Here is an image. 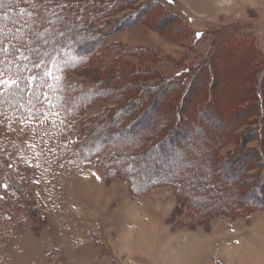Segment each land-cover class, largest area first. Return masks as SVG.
Returning <instances> with one entry per match:
<instances>
[{
	"label": "rangeland",
	"instance_id": "obj_1",
	"mask_svg": "<svg viewBox=\"0 0 264 264\" xmlns=\"http://www.w3.org/2000/svg\"><path fill=\"white\" fill-rule=\"evenodd\" d=\"M92 1L86 0L89 6ZM94 1L98 14L106 5L111 8L104 25L98 27L101 20L93 19L92 8L82 5L74 21L44 19L39 34L46 40L55 34L63 38L69 62L85 57L84 63L65 72L66 78L79 83L78 89L95 87L105 93L82 111V128H75V135L53 119L37 126L0 122V154L5 146L10 157L7 165L1 162L0 195L3 183L20 195L17 201L9 198L10 205L1 204L9 219L0 225V264H264V209L242 219L223 211L264 201V168L249 177L246 162L252 161L250 170L257 169L256 162L264 156V64L257 67L259 57L240 43L252 42L264 52V0H174L176 6L163 11L151 0ZM180 9L193 19V31L177 28L174 34L179 24L172 14ZM133 14H139L134 23L125 21ZM2 16L11 24L19 16L22 22L32 18L10 6ZM194 31L209 35L199 41ZM223 39L232 41L214 64L210 90L208 79L201 80L200 93L193 89L169 102L167 95L174 94L169 89L145 91L183 71L185 66L177 60L184 54L199 62L214 42ZM131 47L141 51L135 53ZM261 91L262 100L256 95ZM199 94L202 97L194 102ZM71 95L82 101L79 93ZM250 96L252 103L247 104ZM260 103L263 114L255 109ZM243 106L247 110H240ZM233 118L241 121L233 125ZM258 129L260 134L246 136ZM86 133L93 147L102 142L123 146L125 154L117 156L116 165L139 173L141 180L171 173L193 201L213 212L196 214L169 185L137 192L127 178H107L96 161H71L66 145ZM169 134V141L154 149V157L148 155L150 149L143 152L139 147L141 136L146 148L149 139L156 146ZM221 141L225 142L216 151L229 156L227 163L213 158V143ZM215 161L219 168H214ZM189 179L197 190L187 186ZM15 181L23 186L18 188ZM7 194L12 196V191Z\"/></svg>",
	"mask_w": 264,
	"mask_h": 264
},
{
	"label": "trees",
	"instance_id": "obj_2",
	"mask_svg": "<svg viewBox=\"0 0 264 264\" xmlns=\"http://www.w3.org/2000/svg\"><path fill=\"white\" fill-rule=\"evenodd\" d=\"M151 1L155 3L154 6L159 7V9H161L162 11L163 9L168 10L170 7L176 6L174 0ZM92 2L93 3L89 6L86 0L85 2H80L79 0H0V122L2 124L8 125L11 122H21L31 126H37L47 119H53L63 124V126L66 127L67 130L73 132V134H75L73 131L75 130V128H77V130H80L82 128L85 119V117H83L82 111L84 109H87L88 104L92 103L95 98H99L105 93L103 91L97 92L95 90V87L83 91L82 89H78L79 83L77 81L66 78L65 72L74 68L76 69L82 62L84 63L86 61L84 59L85 57L78 55L80 56L79 60L71 63V61L69 62V56L66 55L67 48L65 47V41L63 40V38H60V36L56 37L55 34L51 35L50 39L46 40L45 36L43 38L39 36V34L43 30H40V28L42 23L44 22V19H49L50 17L62 19L63 17H67L70 19V21H74L76 15L75 11L78 7H81L83 9L82 5L92 8L91 17L93 19L101 20L99 24H96L98 27L104 25V23H106V21L108 20L104 21L103 19L108 16L107 14L111 10V8L109 7V5L103 7L101 6V4H98L99 8H104V10L98 14L99 11L97 10V12H94L93 8L94 4L96 5V1L93 0ZM7 6L12 7L14 11H19L20 15L29 13L30 17L32 18H30L29 20L27 19L28 21L26 22H22L20 21L19 16V18H13V24H11L10 19H2V13L7 10ZM28 9L30 10L26 11ZM185 14L186 13L181 9L180 13L173 12L172 16L173 18L178 20V24L180 26L172 29L174 34L176 33L177 28H179V30L182 29V31L183 29L188 32L190 30L193 31V19L188 18ZM138 15L139 14H133L132 17H127L125 21L132 20V22L134 23L133 18L134 20H137V18L139 17ZM51 20L53 19L51 18ZM33 27L34 30L31 31L30 28ZM61 27L58 28V30L62 29ZM1 32L7 35L11 34L12 38L9 40L6 36L4 37L3 35H1ZM194 32V35L199 41L204 40L205 37L209 35L207 34V32ZM231 41L232 40L228 41V39H223L218 43L214 42L210 46V51L207 54L201 56L199 62L196 63L191 61V56L189 53L184 54V57L182 56L181 60H177V62L181 64V66H185L183 71L173 76V78H163V80H161V83H158L156 86L146 88L145 91L154 93V91H158L160 89L163 91H167L169 89L174 93L171 95H167V99L169 102V100L171 101L175 99L176 95L185 97V95L187 96L191 94L193 92V89L198 90L200 93L202 90L198 88V84L201 80L204 81L205 79H208L209 82L207 84V88L210 90L209 87L211 85L213 86V80L215 77L214 64L215 66L217 65L216 60L220 55V51H222V49L227 45L231 44ZM240 43L246 44L248 46V48L252 51L250 52V54L253 53V55L259 57L260 61L257 62V67H260L264 64V58H262L260 55H263L264 52H262L259 47H257L252 42L240 41ZM131 48L137 49L133 50L135 53H139L141 51L137 47ZM142 51H145L146 53L153 52L160 59H162V57L152 49L142 48ZM70 52H72V54L70 53L71 57L74 56L73 53L75 52L72 49L70 50ZM262 67L264 69V66ZM208 85L210 86L208 87ZM77 93H79L77 98L82 100L81 102L75 101L74 96L71 95L75 94L76 96ZM202 94H199V96L195 98L194 102L198 101V99L202 97ZM256 95L260 100L263 99L262 91L257 92ZM252 98L253 96H250L249 100L245 102L247 104H251ZM180 101L181 99L179 100V102ZM130 103L131 101L129 102V104ZM261 103L263 104L262 101ZM261 103L256 104L255 109H258L259 112L263 114V105ZM182 104L183 101H181L179 105ZM247 107L243 106L242 108H240V110H247ZM203 109H205V107H203ZM126 113H130V110H128V112ZM120 114H122L123 116L124 111L118 114V118L120 117ZM252 115L254 116V114ZM100 117L103 118L102 116ZM177 117L179 119V115ZM248 118L251 119V115L248 116ZM231 120L233 125L238 124L239 121H241L234 120V118ZM109 122V125H115V122L113 120H109ZM173 130L177 129L175 128ZM260 130L261 129L255 130V132L250 130L246 133V136L249 135V133H256L258 135L260 134ZM87 134L88 133L83 134L81 137L77 135L79 137V140H77L75 143H70V145H66L67 149H69V151L71 152L68 155L73 156L71 161H75L78 165H81L85 162L96 161L101 164L106 170L107 178H127L126 180H128L129 186L137 192L144 190V187L148 189L149 187L153 188L159 185H169L177 191L178 195L182 197V199L188 201L191 207H193L197 211L195 212L196 214L199 215L203 213L213 212L212 210H208L206 204H201L199 202L193 201L191 199L189 191L186 190V187H184V185H182L181 182L177 180V177L175 178L173 175L171 176V173H166L163 176L153 179L150 177L146 180H141L139 178V173H133L132 169L127 168L126 166L122 165V163L119 164L120 166L116 165L115 160L117 156L119 158V156H123V154H125L123 146H117L115 148L111 145H102V142L99 146L96 145L97 147H93L91 145V141L90 143L89 141H87ZM159 136V134H152V138L154 139H159ZM169 138L170 134L165 140H160V143L156 144V146H153V143H150L152 142L151 139H149L150 141H147L148 144L145 148L143 142L145 138L141 136L139 147L140 149H142V151L150 149L149 151L151 152L148 153V155L154 157V149L160 150V145L165 143V141H169ZM248 141L245 142L248 143ZM222 142L223 141H221L220 143H213L215 144L213 147V158L215 157L216 159H219V161L221 160L222 162L227 163L229 161V156H224L216 151L218 149L217 147H219ZM1 150L2 154H0V169L1 162L7 165L8 160H10L9 153L7 152V150H5V146L2 147ZM257 152L260 153L259 150ZM237 156L239 155H235V157ZM236 159H239V157H237ZM194 160L196 163L197 161H200L199 157H196V159ZM247 160V176L256 177V175L260 173V171H263L261 168L262 166L264 168V156L259 157V162H256V165H259V167L253 170H250V167H252L253 165L252 161H250L249 159ZM233 162H235V160ZM218 164L219 163L215 161L213 164L214 168H219ZM8 165L10 166V169L13 168V165H10V163H8ZM184 165H186L184 167L188 168L190 166V161L186 160L184 162ZM208 167L211 166L209 165ZM220 168H223V164L222 166H220ZM258 179L259 178H257V181ZM260 180H262V178ZM191 181L192 179H189L187 186L192 189L194 187L191 186L193 185ZM15 184L18 188L23 186L22 181H15ZM2 188L3 193L0 195V225L2 224V222H5L9 219L8 213H4V207L1 206V204L4 202L6 203V205H10L9 198L13 197L14 201H17L18 197L20 196L17 189L13 188L12 190L7 183H3ZM11 191L12 196H9L7 192L10 193ZM257 201L258 200L252 201L250 203L252 205H241L240 208L223 210L224 214L229 215L232 218H248L252 214V212L264 209V201ZM218 211H220L221 214L223 212L221 209H219Z\"/></svg>",
	"mask_w": 264,
	"mask_h": 264
},
{
	"label": "snow or ice",
	"instance_id": "obj_3",
	"mask_svg": "<svg viewBox=\"0 0 264 264\" xmlns=\"http://www.w3.org/2000/svg\"><path fill=\"white\" fill-rule=\"evenodd\" d=\"M66 6V5H65Z\"/></svg>",
	"mask_w": 264,
	"mask_h": 264
}]
</instances>
